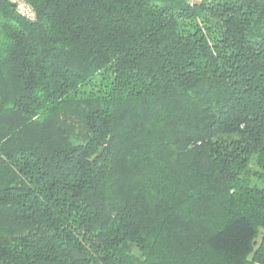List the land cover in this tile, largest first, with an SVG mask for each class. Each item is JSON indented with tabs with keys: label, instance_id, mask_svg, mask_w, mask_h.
Masks as SVG:
<instances>
[{
	"label": "trees",
	"instance_id": "16d2710c",
	"mask_svg": "<svg viewBox=\"0 0 264 264\" xmlns=\"http://www.w3.org/2000/svg\"><path fill=\"white\" fill-rule=\"evenodd\" d=\"M27 1L0 0V264H264V0Z\"/></svg>",
	"mask_w": 264,
	"mask_h": 264
},
{
	"label": "built area",
	"instance_id": "2783aa9c",
	"mask_svg": "<svg viewBox=\"0 0 264 264\" xmlns=\"http://www.w3.org/2000/svg\"><path fill=\"white\" fill-rule=\"evenodd\" d=\"M13 5L16 12L23 18L30 21L36 20V13L27 0H8Z\"/></svg>",
	"mask_w": 264,
	"mask_h": 264
},
{
	"label": "rangeland",
	"instance_id": "374dc122",
	"mask_svg": "<svg viewBox=\"0 0 264 264\" xmlns=\"http://www.w3.org/2000/svg\"><path fill=\"white\" fill-rule=\"evenodd\" d=\"M260 237H261V235H260ZM260 237H258V239H259Z\"/></svg>",
	"mask_w": 264,
	"mask_h": 264
}]
</instances>
